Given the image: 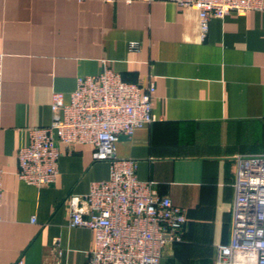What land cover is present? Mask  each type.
Segmentation results:
<instances>
[{"label":"crops","instance_id":"1","mask_svg":"<svg viewBox=\"0 0 264 264\" xmlns=\"http://www.w3.org/2000/svg\"><path fill=\"white\" fill-rule=\"evenodd\" d=\"M0 53V264L85 263L92 233L68 227L67 197L105 179L107 162L90 144L57 141L56 180L36 187L17 178V152L30 128L50 124L51 94L67 102L102 61L155 86L153 122L115 155L184 210L181 240L160 264H214L230 239L237 157L264 154V7L211 18L202 39L197 11L169 0H0Z\"/></svg>","mask_w":264,"mask_h":264},{"label":"built area","instance_id":"2","mask_svg":"<svg viewBox=\"0 0 264 264\" xmlns=\"http://www.w3.org/2000/svg\"><path fill=\"white\" fill-rule=\"evenodd\" d=\"M169 1L197 11L202 39L211 18L264 7L263 0ZM128 48L137 50L138 43L131 41ZM2 61L0 53V97ZM102 63L98 74L76 78L67 102L62 92L51 94V122L29 129L28 143L17 152L16 175L28 185H50L57 176V141L92 145L93 160L107 162L108 176L90 182L85 194L67 197L68 227L92 233L84 264H160L164 247L181 240L184 210L159 195L153 181L137 177L136 160L115 155L120 136L131 137L135 129L153 122L155 86L125 81ZM1 178L0 169V196ZM232 187L230 239L216 245L214 264H264V154L237 157Z\"/></svg>","mask_w":264,"mask_h":264},{"label":"water","instance_id":"3","mask_svg":"<svg viewBox=\"0 0 264 264\" xmlns=\"http://www.w3.org/2000/svg\"><path fill=\"white\" fill-rule=\"evenodd\" d=\"M124 138H126V136H120V137H119V140H120V139H124Z\"/></svg>","mask_w":264,"mask_h":264}]
</instances>
